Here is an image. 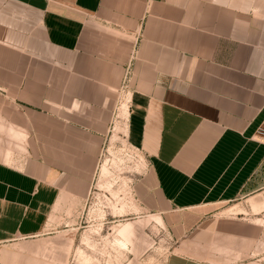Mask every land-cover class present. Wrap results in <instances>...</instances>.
<instances>
[{
  "label": "crops",
  "instance_id": "0c3cea01",
  "mask_svg": "<svg viewBox=\"0 0 264 264\" xmlns=\"http://www.w3.org/2000/svg\"><path fill=\"white\" fill-rule=\"evenodd\" d=\"M118 117L164 264H264V0H0V264H63Z\"/></svg>",
  "mask_w": 264,
  "mask_h": 264
},
{
  "label": "rangeland",
  "instance_id": "374dc122",
  "mask_svg": "<svg viewBox=\"0 0 264 264\" xmlns=\"http://www.w3.org/2000/svg\"><path fill=\"white\" fill-rule=\"evenodd\" d=\"M120 96L88 195L59 197L57 206L66 204L55 225L66 240L63 264H164L176 243L159 214L143 203L148 160L127 138L126 120L118 114L129 92Z\"/></svg>",
  "mask_w": 264,
  "mask_h": 264
},
{
  "label": "built area",
  "instance_id": "2783aa9c",
  "mask_svg": "<svg viewBox=\"0 0 264 264\" xmlns=\"http://www.w3.org/2000/svg\"><path fill=\"white\" fill-rule=\"evenodd\" d=\"M136 56H137V50L135 49L132 53V56H131L127 66H126L121 92L129 91V89H130V83H131L132 76H133V64H134V60H135Z\"/></svg>",
  "mask_w": 264,
  "mask_h": 264
},
{
  "label": "bare ground",
  "instance_id": "6f19581e",
  "mask_svg": "<svg viewBox=\"0 0 264 264\" xmlns=\"http://www.w3.org/2000/svg\"><path fill=\"white\" fill-rule=\"evenodd\" d=\"M127 92H129V91H127Z\"/></svg>",
  "mask_w": 264,
  "mask_h": 264
}]
</instances>
